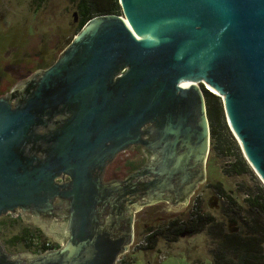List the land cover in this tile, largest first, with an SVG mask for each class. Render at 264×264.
<instances>
[{"label": "water", "instance_id": "water-1", "mask_svg": "<svg viewBox=\"0 0 264 264\" xmlns=\"http://www.w3.org/2000/svg\"><path fill=\"white\" fill-rule=\"evenodd\" d=\"M118 3L121 16L90 19L52 65L0 97V217L29 215L62 237L38 255L0 243V264H117L134 213L183 210L209 152L203 90L264 186V0ZM132 146L153 159L103 182ZM56 200L66 205L53 214Z\"/></svg>", "mask_w": 264, "mask_h": 264}, {"label": "rangeland", "instance_id": "rangeland-1", "mask_svg": "<svg viewBox=\"0 0 264 264\" xmlns=\"http://www.w3.org/2000/svg\"><path fill=\"white\" fill-rule=\"evenodd\" d=\"M77 22L73 0H0V97L36 71L52 65L76 35ZM216 132L218 142L214 150L210 138L203 168L204 181L196 184L184 209L160 212L161 209L178 210L183 204L171 207L166 206L169 203L158 202L135 213L132 218L133 239L120 260L131 261V264H213L205 231L178 236L175 242H169L160 232L168 221L184 220L195 199L203 214L213 219V226L222 224L224 231L232 232L236 225L230 224L221 215L223 204L218 197L220 191L235 193L239 201L248 191L258 193L260 190L261 193L262 190L264 196V186L244 159L224 115ZM238 158L240 161H236ZM233 163L237 164L235 171L231 169ZM140 164L138 149L119 153L111 165L110 176L123 178L133 166ZM17 217H0V243L8 253H34L33 247L29 249L23 242L15 245L8 243L11 237L19 235L23 229L33 232L38 239L40 235L41 240L53 241L35 226L24 224L20 216ZM150 229L157 230L159 234L153 239L151 250L143 249L148 246L144 237H147Z\"/></svg>", "mask_w": 264, "mask_h": 264}, {"label": "trees", "instance_id": "trees-1", "mask_svg": "<svg viewBox=\"0 0 264 264\" xmlns=\"http://www.w3.org/2000/svg\"><path fill=\"white\" fill-rule=\"evenodd\" d=\"M73 2L78 16L76 34L94 17L121 15L118 0H73ZM203 95L211 146L214 150L218 142L216 128L220 127L224 114L218 97L204 90ZM223 129L226 130V128ZM236 161H240L239 158ZM236 165L235 163L231 165L233 171ZM259 192L248 191L243 195V200L239 201L235 193L226 194L220 191L221 194L218 197L223 204L221 215L230 224L236 225L232 232L224 231L222 224L213 226V219L203 214L198 204L195 210L188 212L184 220L168 221L160 235L169 242H175L178 236L195 235L205 231L210 246L209 256L213 264H264V196L262 190L261 193ZM149 232L151 233L145 238L148 246H144L143 249L151 250L154 245L153 239L159 232L151 229ZM38 237L41 238L40 235ZM40 238L38 239L28 229H23L19 235L11 237L8 243L15 245L23 242L27 248L32 249L33 247L34 253H42L46 249L43 245L45 242L42 243ZM38 241H41L39 242L40 247L37 246ZM118 264H131V261L120 260Z\"/></svg>", "mask_w": 264, "mask_h": 264}, {"label": "flooded vegetation", "instance_id": "flooded-vegetation-1", "mask_svg": "<svg viewBox=\"0 0 264 264\" xmlns=\"http://www.w3.org/2000/svg\"><path fill=\"white\" fill-rule=\"evenodd\" d=\"M58 120H60V118L58 119ZM150 125H148L147 126V128L149 127ZM145 139L146 140H149L150 138H149V136L148 135H146L145 136ZM129 149H138V151L140 152V154H141V164L140 165H137V166H133V168H131V170L127 173V175H125L123 178H114V177H112V176H110V172H111V170H110V168H111V165H112V163H113V161L115 160V158L118 156V155H116L115 157H114V159L112 160V162L111 163H109L107 166H106V168H105V170H104V173L102 174V181L103 182H110V181H113V180H123L126 176H128L130 173H132L133 171H135V170H137V169H139L142 165H144V163H146V162H148V160H152L153 159V153L150 151V150H148V149H143L141 146H132V147H130V148H128L127 150H129ZM126 150V151H127ZM125 152V151H124ZM122 153V152H121ZM109 175V177H107ZM65 180H67V179H65ZM66 205V202L65 201H60V200H56L55 201V203H54V206H55V210L53 211V214L54 213H57V211H61L62 210V208L64 207ZM144 208H146V207H144ZM143 209V208H142ZM142 209H140V210H142ZM139 210V211H140ZM138 212V211H137ZM136 212V213H137ZM135 214V213H134ZM17 216H20V217H24V218H26V220H27V222L29 223V224H32V225H34L35 227H36V229H40V227L37 225V224H35L34 223V218L33 217H31V216H29V215H23V214H21V213H18V215ZM134 217V216H133ZM18 218V217H17ZM151 232H149L148 233V235L150 234ZM55 234V233H54ZM52 234H50V235H47L46 234V236H51ZM56 235V234H55ZM147 235V236H148ZM57 237H61V235H56ZM57 237H54L53 236V239L54 240H56L57 242H54V241H47L46 239H43L42 240V243H46V244H43L44 246H45V251L44 252H42V253H32L33 255H38V254H43V253H45V252H47V251H51V250H55V249H57L56 248V246L57 247H59L60 246V243L58 242V240L59 239H57ZM62 238V237H61ZM144 238H146V237H144ZM39 242H41V241H38V247H40V244H39ZM120 261V260H119Z\"/></svg>", "mask_w": 264, "mask_h": 264}, {"label": "built area", "instance_id": "built-area-1", "mask_svg": "<svg viewBox=\"0 0 264 264\" xmlns=\"http://www.w3.org/2000/svg\"><path fill=\"white\" fill-rule=\"evenodd\" d=\"M196 207H198V203L196 201V199L193 201V204H192V207L190 209V211H193L196 209ZM195 208V209H194ZM146 240V239H145ZM46 244V243H45ZM47 245V244H46ZM120 260V259H119ZM120 261L117 262V264L119 263Z\"/></svg>", "mask_w": 264, "mask_h": 264}, {"label": "bare ground", "instance_id": "bare-ground-1", "mask_svg": "<svg viewBox=\"0 0 264 264\" xmlns=\"http://www.w3.org/2000/svg\"><path fill=\"white\" fill-rule=\"evenodd\" d=\"M193 82V84H196L197 82L196 81H192ZM210 91V90H209ZM211 92V91H210Z\"/></svg>", "mask_w": 264, "mask_h": 264}]
</instances>
